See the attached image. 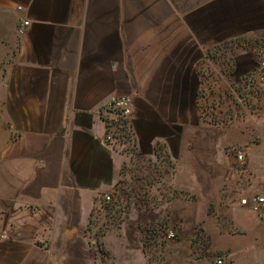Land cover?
<instances>
[{
    "label": "crops",
    "instance_id": "crops-1",
    "mask_svg": "<svg viewBox=\"0 0 264 264\" xmlns=\"http://www.w3.org/2000/svg\"><path fill=\"white\" fill-rule=\"evenodd\" d=\"M183 12L203 46L211 37H248L246 57L259 77L252 46H264V0H0V264H96L92 220L124 167L156 155L162 142L179 159L193 95L187 73L176 91L178 44L164 41L162 21ZM262 89L256 120L264 118ZM114 95L134 98V153L105 141ZM263 123L251 149L264 147ZM262 158L249 167L261 191ZM230 212L231 221L201 224L199 241L213 255L186 237L166 251L169 264H264V221L249 206ZM102 244L124 251L113 236ZM130 251L128 264H142L140 249Z\"/></svg>",
    "mask_w": 264,
    "mask_h": 264
},
{
    "label": "rangeland",
    "instance_id": "rangeland-1",
    "mask_svg": "<svg viewBox=\"0 0 264 264\" xmlns=\"http://www.w3.org/2000/svg\"><path fill=\"white\" fill-rule=\"evenodd\" d=\"M180 15L177 22L162 21V37L167 45L178 44L173 59L179 81L176 91L185 90L184 74L189 75L194 113L184 127L191 128L185 133L187 147L175 159L162 142L156 155L136 156L135 162L124 167L121 184L112 195L114 203L104 206L92 220L88 235L97 241L92 248L101 257L96 264H128L135 254L130 250L138 248L142 264H169L166 251L179 250L184 246L179 244L192 236L200 253L213 255L211 245L203 247L199 241L201 224L231 221L233 207L264 194L249 168L252 160L264 156V147L251 149L253 138L258 140L254 130L264 120L254 116L261 108L264 83L253 75L256 66L246 57L249 38L240 43L232 37H211L206 42L209 47L203 46L189 30L185 12ZM263 47L252 46V57L259 64ZM239 150L246 155L243 163L236 159ZM170 233L175 237L169 238ZM105 236L121 242L124 251L116 255L107 250L102 244ZM125 236L130 243L122 241Z\"/></svg>",
    "mask_w": 264,
    "mask_h": 264
},
{
    "label": "built area",
    "instance_id": "built-area-1",
    "mask_svg": "<svg viewBox=\"0 0 264 264\" xmlns=\"http://www.w3.org/2000/svg\"><path fill=\"white\" fill-rule=\"evenodd\" d=\"M29 22L25 21L19 27V33L25 34ZM260 74L259 81L264 83V47L260 53ZM252 79V78H251ZM105 120L107 125V134L105 141L113 148L121 151L134 153L136 147V131L134 124V98L131 95H114L109 99L106 106ZM236 159L243 163L246 155L243 151L236 152ZM114 198L112 194H105L102 198V204H113ZM242 205L249 206L256 214L257 218L264 221V194L257 195L251 200L244 199ZM175 234L170 233L169 238H174ZM218 264H222L223 260L218 259Z\"/></svg>",
    "mask_w": 264,
    "mask_h": 264
}]
</instances>
